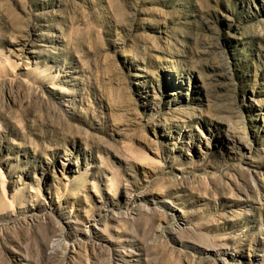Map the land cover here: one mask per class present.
<instances>
[{
  "label": "rangeland",
  "instance_id": "obj_1",
  "mask_svg": "<svg viewBox=\"0 0 264 264\" xmlns=\"http://www.w3.org/2000/svg\"><path fill=\"white\" fill-rule=\"evenodd\" d=\"M125 239L264 264V0H0V264Z\"/></svg>",
  "mask_w": 264,
  "mask_h": 264
},
{
  "label": "bare ground",
  "instance_id": "obj_2",
  "mask_svg": "<svg viewBox=\"0 0 264 264\" xmlns=\"http://www.w3.org/2000/svg\"><path fill=\"white\" fill-rule=\"evenodd\" d=\"M39 51H33V52H31L32 54H35V55H39V53H38ZM35 59H36V56L34 57ZM34 63H37V62H34ZM11 64V63H10ZM19 65H20V63H19ZM10 66V65H9ZM13 67V66H12ZM30 68L31 67H25V69L24 70H26V71H30ZM3 71V70H2ZM12 71V70H11ZM51 89L53 90V91H55V92H57L58 94H61V95H66L67 93H68V90H67V88L65 87V86H63V85H54V86H52L51 87ZM66 104H67V102H66ZM65 106H67V105H65ZM176 209V211L178 210L179 211V209L178 208H175ZM99 210L100 211H102L103 210V208L102 207H99ZM99 217V216H98ZM90 222H93V224H92V227H94V229L97 231V235H98V237H100V239L102 238V235H103V232H102V229L98 226V224H99V220H97L96 219V217L95 216H93V217H91L90 218ZM76 222H74V221H68L67 222V224H69V225H72V224H75ZM99 233H101V234H99ZM58 236V235H57ZM56 235L55 236H53V238H56L57 237ZM56 240V239H55ZM55 240H53V242L47 247V253L48 254H50V253H54L57 249V247H56V245H55V243H54V241ZM126 244L125 245H117V252H119L120 253V255H119V257H120V262L122 263V264H140L141 263V258H140V254L139 253H137L136 252V250H134L133 249V247H132V239H129V240H127V239H125V240H123ZM60 248V247H59ZM57 252V251H56ZM119 260V259H118Z\"/></svg>",
  "mask_w": 264,
  "mask_h": 264
}]
</instances>
